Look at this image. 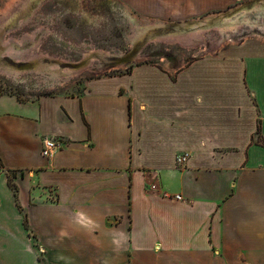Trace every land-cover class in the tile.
<instances>
[{"label": "crops", "instance_id": "0c3cea01", "mask_svg": "<svg viewBox=\"0 0 264 264\" xmlns=\"http://www.w3.org/2000/svg\"><path fill=\"white\" fill-rule=\"evenodd\" d=\"M0 264H264V39L0 95Z\"/></svg>", "mask_w": 264, "mask_h": 264}, {"label": "rangeland", "instance_id": "374dc122", "mask_svg": "<svg viewBox=\"0 0 264 264\" xmlns=\"http://www.w3.org/2000/svg\"><path fill=\"white\" fill-rule=\"evenodd\" d=\"M157 1L0 0V95L81 94L89 79L141 62L174 72L246 38L264 39V0H233L209 13Z\"/></svg>", "mask_w": 264, "mask_h": 264}, {"label": "built area", "instance_id": "2783aa9c", "mask_svg": "<svg viewBox=\"0 0 264 264\" xmlns=\"http://www.w3.org/2000/svg\"><path fill=\"white\" fill-rule=\"evenodd\" d=\"M62 145L61 142H56L53 139H45L44 145H43V154L46 156H50L54 150H56L58 147ZM190 157V153L188 151H185L183 153H179L176 156V160L178 164H183L187 161V159ZM177 198H181L180 195H177Z\"/></svg>", "mask_w": 264, "mask_h": 264}, {"label": "trees", "instance_id": "16d2710c", "mask_svg": "<svg viewBox=\"0 0 264 264\" xmlns=\"http://www.w3.org/2000/svg\"><path fill=\"white\" fill-rule=\"evenodd\" d=\"M132 69V68H131ZM131 69H129V70H127V71H130ZM13 186V188H16L14 185H12ZM25 224H26V226H28V221H27V218L25 217Z\"/></svg>", "mask_w": 264, "mask_h": 264}, {"label": "bare ground", "instance_id": "6f19581e", "mask_svg": "<svg viewBox=\"0 0 264 264\" xmlns=\"http://www.w3.org/2000/svg\"><path fill=\"white\" fill-rule=\"evenodd\" d=\"M219 26V25H218ZM254 26V25H253Z\"/></svg>", "mask_w": 264, "mask_h": 264}]
</instances>
